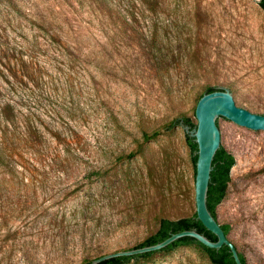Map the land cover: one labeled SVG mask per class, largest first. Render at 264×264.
I'll list each match as a JSON object with an SVG mask.
<instances>
[{
    "label": "rangeland",
    "instance_id": "obj_1",
    "mask_svg": "<svg viewBox=\"0 0 264 264\" xmlns=\"http://www.w3.org/2000/svg\"><path fill=\"white\" fill-rule=\"evenodd\" d=\"M111 1L110 14L97 0H0V84L16 72L20 78L24 62L38 64L44 107L73 117L82 150L78 170L43 169L27 179L41 186L28 196L38 207L13 209L7 201L22 197L1 195L0 264H84L133 249L163 217L194 215L197 170L187 132L166 126L183 116L197 124L208 87L230 89L238 106L264 114L262 0ZM49 32L78 56L72 70L46 52ZM150 32L160 47L175 55L187 48L189 57L161 74ZM218 125L236 164L217 218L248 264H264V130L224 117ZM144 130L162 133L145 142ZM75 210L78 219L55 227L53 213L60 222ZM62 237L71 240L66 255L53 245ZM132 264L213 263L199 247L183 246Z\"/></svg>",
    "mask_w": 264,
    "mask_h": 264
},
{
    "label": "trees",
    "instance_id": "obj_2",
    "mask_svg": "<svg viewBox=\"0 0 264 264\" xmlns=\"http://www.w3.org/2000/svg\"><path fill=\"white\" fill-rule=\"evenodd\" d=\"M97 3L108 13L114 12V4L111 0H97ZM261 4L264 6V0L261 1ZM38 27L46 30L41 25ZM149 34H151V40L154 42L149 54L155 62L156 70L161 74L170 73V70L173 68L172 64L176 59L185 60L186 57H189L191 53L189 49L184 48L179 51L178 55H175L171 48H163L158 45L160 36L157 33L150 32ZM49 36L50 49L46 52H52L51 56L53 60L61 66V69L72 70L75 68L79 59L76 53L64 46L61 40L54 34L50 33ZM39 45V42L36 41V48L42 49ZM23 68L22 78H19L18 72H16L11 75L14 80L7 77L5 80L6 85L0 84V205L4 204V202H1L2 194H10L13 198L22 197L18 201L14 199L7 201L9 205H12L13 209L19 203H32V205L38 207L37 202L29 200L28 196L32 190H38L41 186L29 184L27 179L31 178L35 180L40 170L43 169L60 173L78 170L80 164L79 158L82 152L78 147L79 132L74 125L73 117L64 116L55 108L48 109L44 107L45 97L42 85L46 81L40 74L38 64L34 67L24 62ZM29 68H32V70ZM188 77L189 73L186 79ZM216 90H219V88L208 87L205 93ZM182 122L191 127L197 125L190 117L183 116L166 126V130H172L175 126L182 125ZM161 133V130L153 132L144 130V141L151 142L157 139ZM187 141L192 149V159L197 170L198 144L189 134H187ZM235 164V156L224 147H221L214 159V169L208 193V206L216 218L218 206L228 195L232 180V169ZM48 165L49 167H47ZM128 181L133 182V179H129ZM25 195L27 196L26 200L23 198ZM59 214V212L53 213V217L55 227L60 229L61 227L65 228L66 223L71 221L72 218H79V211L75 210L74 213L72 212L71 218H68L67 212H64L62 216L64 218L60 222H57ZM222 226L226 234L229 235L230 226ZM191 229H197L213 241L218 240L217 236L205 227L202 221L198 219L197 213H195L192 216L177 219L161 218L158 229L133 249L158 244L168 239L172 234ZM70 244L71 240L67 237L57 239L53 243L55 249L61 255H66ZM183 246L199 247L207 254L213 264H237L228 246L214 249L207 247L192 237L181 238L162 250L132 256L115 257L99 264H132L142 260H149L160 252H171ZM239 254L242 262L248 264L245 255L240 251ZM92 261L87 260L84 264H90Z\"/></svg>",
    "mask_w": 264,
    "mask_h": 264
},
{
    "label": "water",
    "instance_id": "obj_3",
    "mask_svg": "<svg viewBox=\"0 0 264 264\" xmlns=\"http://www.w3.org/2000/svg\"><path fill=\"white\" fill-rule=\"evenodd\" d=\"M196 117L198 123L195 127L185 125L183 122L182 126H184L187 134L193 137L198 144L196 172L197 217L208 230L217 236L218 240L213 241L197 229L185 230L172 234L168 239L158 244L107 254L94 259L90 264H99L115 257L132 256L162 250L184 237L195 238L207 247L214 249L228 246L236 263L244 264L236 245L228 238L223 226L210 210L208 206V193L214 169V159L221 148V130L218 125V119L224 117L253 130H264V114L254 113L238 106L233 92L230 89L222 88L213 92H207L201 97L196 108Z\"/></svg>",
    "mask_w": 264,
    "mask_h": 264
}]
</instances>
